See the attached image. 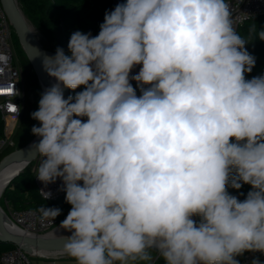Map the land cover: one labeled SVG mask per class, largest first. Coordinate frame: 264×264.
Instances as JSON below:
<instances>
[{
    "label": "clouds",
    "instance_id": "9594fccd",
    "mask_svg": "<svg viewBox=\"0 0 264 264\" xmlns=\"http://www.w3.org/2000/svg\"><path fill=\"white\" fill-rule=\"evenodd\" d=\"M249 32L264 40V30ZM251 39L237 31L231 0H126L106 10L98 35L75 31L68 54L44 57L55 83L31 113L36 178L60 180L71 205L56 256L240 264L245 252L264 253V75L245 79ZM245 184L243 201L228 192ZM36 211L42 223L61 214Z\"/></svg>",
    "mask_w": 264,
    "mask_h": 264
},
{
    "label": "trees",
    "instance_id": "16d2710c",
    "mask_svg": "<svg viewBox=\"0 0 264 264\" xmlns=\"http://www.w3.org/2000/svg\"><path fill=\"white\" fill-rule=\"evenodd\" d=\"M111 1L40 0L38 8L34 10L27 4L26 0H18V2H21L23 14L31 21L32 26L37 31H40L41 35L51 37L56 48L49 47L46 40L40 41L41 44L55 52L57 48H62L66 54H68L70 36L75 31L90 32L92 36L98 35L100 25L104 22L105 12L111 6ZM46 25H49V28L46 29ZM251 28H256L257 33L264 30V13L248 18L237 29L242 36L249 39L253 38L245 44V48L256 58V64L251 73L245 74L246 80L264 75V40L259 39L258 36L253 37L254 34L249 32ZM14 44L24 81L22 115L13 134L14 145L0 152V159L13 149L25 145L31 139V128L34 125L37 126V121L31 118V113L36 111V107L30 99V93L37 86V77L17 38L14 39ZM132 86L136 90L137 95H141L140 88L134 84ZM69 95L73 96V90H70ZM2 131L0 118V137L2 136ZM250 190L251 186L247 184L243 185L239 190L228 188V192L237 196L241 201L247 197V193ZM1 197L4 204H8L13 210L29 208L36 211L41 206L59 208L61 209V214L55 218L57 223H61L66 218L71 208V205L65 200V194L55 201H46L38 194L32 178L31 163L27 164L11 179ZM198 220H200V217H198ZM14 246L15 244L10 242H0V252ZM242 256L236 258L240 261Z\"/></svg>",
    "mask_w": 264,
    "mask_h": 264
},
{
    "label": "built area",
    "instance_id": "2783aa9c",
    "mask_svg": "<svg viewBox=\"0 0 264 264\" xmlns=\"http://www.w3.org/2000/svg\"><path fill=\"white\" fill-rule=\"evenodd\" d=\"M118 3H125V0H112L109 11L114 9ZM233 15L235 18L236 29L248 18L264 13V0H231ZM14 30L0 2V53L5 54L6 59L0 61V118L2 121V136L0 137V152L14 145L13 134L18 125V121L22 113L24 85L23 76L20 64L14 53ZM142 65L134 67L131 75L139 72ZM131 84L137 86L136 81H130ZM147 87V86H146ZM83 90V87L73 91V96L77 92ZM18 91L19 95H16ZM19 113H18V107ZM85 119V118H84ZM235 142V140L233 141ZM40 162V157L37 155L31 162V172L33 182L36 186L38 194L41 189L46 192H51V197L46 201L58 200L65 194L62 190V182L57 180L56 183L48 184L47 187L36 178L37 166ZM82 184V182H80ZM43 198V197H42ZM6 204V203H5ZM8 205V204H7ZM10 208V206L8 205ZM40 213L29 208L13 210L10 208V221L14 226L27 233L44 234L53 229H57L61 223H57L54 219L41 222L39 219ZM199 223L198 216L192 217ZM30 256H37L38 253L30 252L22 249L21 246L15 245L10 249H5L0 252V264H32ZM254 259L261 261L264 264V253L260 252H245L240 260V264H252Z\"/></svg>",
    "mask_w": 264,
    "mask_h": 264
},
{
    "label": "water",
    "instance_id": "95a60500",
    "mask_svg": "<svg viewBox=\"0 0 264 264\" xmlns=\"http://www.w3.org/2000/svg\"><path fill=\"white\" fill-rule=\"evenodd\" d=\"M0 2L13 27L17 41L29 60L36 76H38V73H45L43 69V59L45 56H54L55 51L44 47L40 43L32 29V26L25 18V14H23L17 0H0ZM69 93L70 89L64 90L65 98L68 97ZM35 143L38 142L31 140L25 145L13 149L0 159V171L10 163L16 162L19 164L7 175L5 179L6 181H4L2 185L0 194L3 193L11 179L27 164L31 163L35 159L37 155L35 150L32 148ZM3 215L5 214H3L2 208L0 207V242H10L21 246L22 249L24 248L35 253H41L40 251L58 253L62 250L63 245L66 242L64 238L42 237L39 234L29 236L26 231L21 230L18 227L19 231L10 227L7 221H5Z\"/></svg>",
    "mask_w": 264,
    "mask_h": 264
},
{
    "label": "rangeland",
    "instance_id": "374dc122",
    "mask_svg": "<svg viewBox=\"0 0 264 264\" xmlns=\"http://www.w3.org/2000/svg\"><path fill=\"white\" fill-rule=\"evenodd\" d=\"M17 2H18V0H17ZM18 4H19V6L21 8L22 7L21 6V2H18ZM25 18L27 19V21L32 26L31 21L26 16H25ZM32 29H33V31H34V33H35V35H36V37L38 38L39 41L43 42V41L46 40V42L48 43L49 47H55L56 48V45L54 44V41H53V39L51 37L49 38V37H45V36L41 35L39 33L40 31H37L35 29V27H33V26H32ZM14 39H16L15 35H14ZM48 49H50V48H48ZM14 53H15V58L18 59V54H17V50L15 48V44H14ZM36 77H38V76H36ZM37 81H38L37 82V86L35 87L34 91H32L30 93V99H31L32 102H34L36 110H38L39 100L41 98V94L46 90L45 81L43 80L41 74L38 77ZM37 126H40L38 121H37ZM34 137H35V135L31 134V139L28 142L33 140ZM6 177H5V179H6ZM5 179H4V181H6ZM4 181H2L0 183V191H1V188H2V185H3ZM1 198L2 197L0 195V207L3 209L5 214H7V216L10 218V208L8 207L7 204H4V202L2 201ZM56 254H57L56 252L55 253H49L48 255L51 258H48V259H44L42 257H37V256H30V259H31L32 264H75V262L70 257H68L66 255L65 256H56ZM158 264H165V262L163 261V259H161V260L158 261Z\"/></svg>",
    "mask_w": 264,
    "mask_h": 264
},
{
    "label": "bare ground",
    "instance_id": "6f19581e",
    "mask_svg": "<svg viewBox=\"0 0 264 264\" xmlns=\"http://www.w3.org/2000/svg\"><path fill=\"white\" fill-rule=\"evenodd\" d=\"M40 74H41L43 80L45 81L46 89L49 88V87H51V86L55 83L54 78H51L46 72H45V73H38V77L40 76ZM39 140H40V137H38V136H35V137L33 138V141H35V142H39ZM17 165H19V164L16 163V162L10 163L9 165L5 166V167L0 171V183H1L2 181H4L5 177H6V176L11 172V170H12L13 168H15ZM0 195H1V194H0ZM2 211H3V209H2ZM3 214H5L4 211H3ZM3 217H4L5 221H7L8 225H10V227H12V228H13L14 230H16V231H19V229L11 223V221H10L9 217L7 216V214L3 215ZM28 235H29V236H32L33 233H28ZM70 235H71L70 232H67V231H65V230H63V229H60V227H57V229L55 228V229L49 231L48 233L41 234L42 237H49V238H63L62 236H64V237H68V236H70ZM40 252H44V253L49 254V252H47V251H40Z\"/></svg>",
    "mask_w": 264,
    "mask_h": 264
},
{
    "label": "crops",
    "instance_id": "0c3cea01",
    "mask_svg": "<svg viewBox=\"0 0 264 264\" xmlns=\"http://www.w3.org/2000/svg\"><path fill=\"white\" fill-rule=\"evenodd\" d=\"M27 4L31 6L34 10L38 8V5L40 3V0H26ZM49 28V25H46V29ZM49 30V29H48Z\"/></svg>",
    "mask_w": 264,
    "mask_h": 264
}]
</instances>
